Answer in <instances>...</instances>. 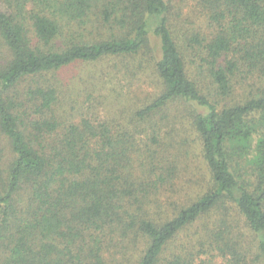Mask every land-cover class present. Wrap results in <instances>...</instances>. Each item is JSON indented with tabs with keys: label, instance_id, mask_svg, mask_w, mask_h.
<instances>
[{
	"label": "trees",
	"instance_id": "obj_1",
	"mask_svg": "<svg viewBox=\"0 0 264 264\" xmlns=\"http://www.w3.org/2000/svg\"><path fill=\"white\" fill-rule=\"evenodd\" d=\"M184 1L0 0V264H264V0Z\"/></svg>",
	"mask_w": 264,
	"mask_h": 264
},
{
	"label": "rangeland",
	"instance_id": "obj_2",
	"mask_svg": "<svg viewBox=\"0 0 264 264\" xmlns=\"http://www.w3.org/2000/svg\"><path fill=\"white\" fill-rule=\"evenodd\" d=\"M184 3L186 5L187 9L190 10L191 9L190 0H186V1H184ZM82 68H85V66H83V65L75 66L74 65L72 67H68L67 69H64L62 72L59 73L60 79L63 82L69 83V86H67V87L75 95V99L72 103L74 105V107L77 104H81V106L82 105L87 106L88 104H90V101H86L87 95H89V92H90V91H88L87 83L85 81H81L80 79H78V76L81 75L79 73H84L86 75L88 72L87 70L82 69ZM77 74H78V76H77ZM134 81L137 82V85H140V83L142 84V82H143L142 80H138V81L134 80ZM139 87H141V86H139ZM144 88H146V86ZM143 94H144V92H143ZM96 96H98V94L94 93V99ZM91 99L94 100L93 98H91ZM73 105H71V106H73ZM183 109H185V108L183 107ZM75 120H77V118ZM178 132L176 133L177 136H176L175 141H177L178 139L179 140L183 139V137H184L183 134H186L184 132L182 133L181 131L179 133ZM178 146L179 145L177 143H173V146L169 147L168 151L166 150V152L169 153V151H173L174 155H176V153H177L176 150L179 152ZM174 148H176V150ZM192 175L195 176L193 180L195 181L196 185H195V187H192L194 189L192 190L191 195L200 191L201 189H203L207 185L206 168H204V164L202 163V161H200L199 156L194 155V154H192L191 161L189 162L188 171L181 172L180 178L178 179L179 188L183 187L184 184H187L188 179H191L189 177H191ZM185 188H186V186H185Z\"/></svg>",
	"mask_w": 264,
	"mask_h": 264
}]
</instances>
